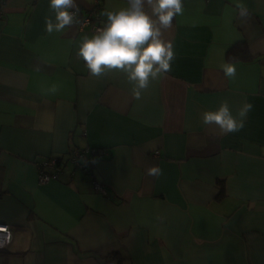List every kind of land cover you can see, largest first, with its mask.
<instances>
[{"label":"crops","instance_id":"0c3cea01","mask_svg":"<svg viewBox=\"0 0 264 264\" xmlns=\"http://www.w3.org/2000/svg\"><path fill=\"white\" fill-rule=\"evenodd\" d=\"M241 2L246 18L234 0H183L162 37L171 71L139 99L123 71L89 74L77 51L94 33L45 31L49 0L6 2L0 225L12 243L0 264H264V0ZM94 3L76 0L81 14ZM101 4L106 23L128 0ZM242 42L251 59L230 60ZM225 100L233 115L253 105L239 132L202 122ZM87 148L99 152L89 175L69 162L39 184L40 163Z\"/></svg>","mask_w":264,"mask_h":264},{"label":"clouds","instance_id":"9594fccd","mask_svg":"<svg viewBox=\"0 0 264 264\" xmlns=\"http://www.w3.org/2000/svg\"><path fill=\"white\" fill-rule=\"evenodd\" d=\"M234 11L240 18L249 15L241 0H234ZM55 19L45 17V31L61 33L66 27L79 24L76 19V0H49ZM75 9V11H72ZM183 14V0H128V6L118 11H106V23L95 30L89 38L84 36L77 56L85 62L89 74L100 77L105 71H123L132 85L131 94L139 99L151 81L166 76L171 71L174 59L173 45L165 41L163 32L172 26L175 16ZM226 77H235L236 66L225 63L221 66ZM57 87L51 86L50 93ZM253 105L244 102L233 115L228 101H222L215 111L202 113L204 125H215L222 134L239 132L245 126ZM161 169L151 167L149 176H159ZM6 229L0 228V232Z\"/></svg>","mask_w":264,"mask_h":264},{"label":"built area","instance_id":"2783aa9c","mask_svg":"<svg viewBox=\"0 0 264 264\" xmlns=\"http://www.w3.org/2000/svg\"><path fill=\"white\" fill-rule=\"evenodd\" d=\"M8 0H0V20L5 16V6ZM75 11V10H73ZM76 19L80 21L79 24H75L81 31L89 30L95 34V30L102 27L104 22V15L102 13L101 0H95L92 9L87 14H81L77 12ZM99 152L95 149H79L69 155V158L59 161L58 158H50L38 165V180L40 185L48 184L52 181L58 180L60 173L66 167L69 162H72L76 168L82 170L86 175L91 173V169L88 167L86 159L90 156H97ZM95 188L99 192L104 191V187L100 183H94ZM0 228L6 229L4 232H0V250L7 249L12 243V232L8 226L0 225Z\"/></svg>","mask_w":264,"mask_h":264},{"label":"trees","instance_id":"16d2710c","mask_svg":"<svg viewBox=\"0 0 264 264\" xmlns=\"http://www.w3.org/2000/svg\"><path fill=\"white\" fill-rule=\"evenodd\" d=\"M229 59L230 60H234L237 58H243L245 57L246 60H250V51H249V47L248 44L246 42H242V43H238L236 44L229 52ZM97 158V156H90L88 159H86V162L88 163V167L91 169L93 166V161ZM59 161H61L63 159V157L58 158ZM92 170V169H91ZM82 171V170H81ZM83 172V171H82ZM92 172V171H91ZM6 250L4 251H0V252H6Z\"/></svg>","mask_w":264,"mask_h":264}]
</instances>
